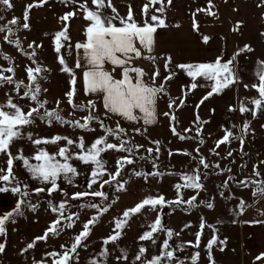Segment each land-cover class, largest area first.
Returning a JSON list of instances; mask_svg holds the SVG:
<instances>
[{
	"label": "rangeland",
	"instance_id": "rangeland-1",
	"mask_svg": "<svg viewBox=\"0 0 264 264\" xmlns=\"http://www.w3.org/2000/svg\"><path fill=\"white\" fill-rule=\"evenodd\" d=\"M11 2L12 8L0 4V16L3 17L0 26L18 18V23L11 25L15 29L13 34L0 31V70L13 68L14 73L4 71L3 75L12 76L14 83L0 85V103H6L11 97L25 112L30 107H37L35 101L23 97L26 90L23 85L17 93L15 82L30 84L26 69L40 66L47 69L40 74L39 79V100L47 101L40 115L44 111L56 109L65 119L84 123L88 111L74 109L68 103L66 93L72 89V76L69 72L62 71L64 66L59 63L58 57L63 55L67 66L74 70L76 76L73 103L86 105L89 100H93L96 103L94 114L99 116V120L89 122V127L84 129L55 120L49 124L47 118L41 119L40 115H34V122L21 129L23 138L15 140L11 146L13 155L18 150H22L27 157L34 156L38 148H44L49 153L58 150L55 144L34 145L28 135L33 139L60 135L77 142L83 137L85 144L90 146L95 139L107 134L106 128L115 129L119 124L125 131L119 132L117 129L119 135L108 134V140L117 144L126 141L125 147L133 148V153L122 150L102 153L107 162V172L100 179H110L107 173L116 171V162L121 157L131 156L134 163L124 166L117 179L120 183H127L125 190L117 191L116 182L105 185V190L100 188L99 183L89 188L95 165L72 159L69 162L76 167L78 174L71 176V183L61 177L57 181L59 189L49 192L50 183L33 178L23 167L22 161H15L13 171L22 191H27L28 196L23 198L26 203L21 205V214L14 215L6 222V233L0 235V244L4 245V251L0 252V264H53L57 257L48 254L62 253L65 248H70L75 236L83 230V225L96 216L99 217L97 222L90 225V234L73 254L75 259L71 264H145L146 260L160 254L166 239L172 249H179L172 264H177L178 260L183 264H241V228L256 220L253 215L255 209H259L264 216V191L237 186L248 178L264 182V110L256 111L255 115L239 111L241 101L259 97L257 89L252 85L259 83L258 72L261 62H264V0H211V11L215 15L207 12L209 0H171V4L168 0H162L155 5L149 4V0H112L120 16H126L131 6L133 16L141 26L146 18L142 11L146 4H149V22L151 15L164 19L165 27H176L181 23L189 25L195 21L198 29L196 38L192 39L188 35H185V39L177 38L176 29H172V39L166 46L177 63H212L217 58H221L222 62L233 60L236 82L205 100L203 98L211 90V81L198 77L195 81L197 88L191 89L192 77L187 75L186 70L177 67L180 64L172 66L168 63L165 68L164 58L149 54L155 57V60H149L146 58L149 55L144 53L147 51L141 50L142 56L134 61V66L144 69V80L150 85V78L158 69L160 75L156 77L155 85L163 84L165 89L157 97L156 121L151 124L144 123L142 119L129 121L118 114H106L103 93L86 94L83 78V73L87 70L86 61L80 59L81 67H75L77 59L83 56V49L77 50L75 45L86 41L85 30L89 24L79 8L83 0H47L42 6L33 7L28 13V29L22 27L26 6L38 3L39 0ZM88 5L90 8L94 7L92 0H88ZM160 7L164 8V12L156 10ZM197 9L205 11L197 12ZM73 11L77 13L76 16L67 22L61 21L62 16ZM107 14H112L110 9ZM65 23L68 24L70 39L62 41L65 47L61 49V53H57L54 36ZM114 23L119 26V21ZM5 36H9V39L5 40ZM205 36L209 37L206 43L203 39ZM17 40L24 50L31 53L24 54L13 42ZM182 40L188 45L183 47L185 42L180 45ZM68 45H71L70 49ZM245 46H249L251 51L246 50ZM137 47L140 48L138 44ZM242 49L244 50L241 51ZM33 52L35 55H32ZM112 67L111 64H105L108 71H112ZM119 73L120 69L117 68L113 74L120 78ZM170 74L171 79L165 80ZM172 101L176 103L170 108ZM247 106L254 108L250 103ZM136 114L140 115L138 111ZM172 115H175V120L171 119ZM100 121L104 122L105 127L100 126ZM246 123L247 131L242 132ZM226 131H231L233 136L229 142L217 147V142ZM240 137H243V143ZM155 141H159V144L154 143ZM65 144L66 141L59 142V146ZM68 148L73 152L80 151L75 145H68ZM148 149L153 151L149 153ZM7 159V155L0 154V168H7ZM201 159L209 165L208 168L203 167ZM31 162L36 163L35 160ZM256 171L261 175L256 176ZM137 172L142 175H136ZM197 172L203 187L181 188L179 192L184 201L196 197L191 205L185 202L158 205L155 209L146 207L127 218L122 229L115 228L116 220L125 219L122 215L125 210L147 197L163 195L166 201H176V185L184 184L185 174L195 175ZM37 188H45V191L37 193ZM90 191H104L107 199L92 196L71 198L74 193ZM19 199L20 195L11 191L0 193V214L14 209ZM61 202H65L64 217L70 216L71 219H61L57 234L49 233L46 240H36V237L43 236L50 225L60 218V211H53V207L58 208ZM241 202L245 205L243 210ZM92 204L102 207L110 204L111 207L101 214L97 208L89 207ZM209 204L212 207H208ZM158 216L165 231L154 234L155 243L151 240L141 241L139 237L150 231V225ZM167 230L174 233L171 239H168ZM115 231L120 232V237L106 244L105 240ZM197 235L198 247L195 246ZM213 237L217 242L209 250L207 245ZM246 238L247 243L249 235ZM32 243L34 247L28 248ZM141 247L147 251L140 260H136ZM105 250L106 255L102 256L101 252ZM197 253L198 258L193 260ZM162 264H168L167 260Z\"/></svg>",
	"mask_w": 264,
	"mask_h": 264
},
{
	"label": "snow or ice",
	"instance_id": "snow-or-ice-1",
	"mask_svg": "<svg viewBox=\"0 0 264 264\" xmlns=\"http://www.w3.org/2000/svg\"><path fill=\"white\" fill-rule=\"evenodd\" d=\"M46 2L47 0H39L38 3H33L26 6L23 16L25 22L22 25L24 29H28L30 27L29 23H27L29 19V11L33 7L42 6ZM66 2H68V0H66ZM71 2H75V0H71ZM158 2H162V0H149V4L151 5H155ZM168 3L171 4V0H168ZM0 4L6 6L7 8L13 7L11 0H0ZM149 4L144 5L142 9L146 18L143 20L141 26V24L138 23L134 18L131 6H129V11L126 16H120L116 7L113 5L112 0H92V5L94 7L91 8L88 5V0H83V2L79 4V8L84 13V19L89 22L85 30L86 41L83 43H77L75 45L77 50L83 49V56L77 59L75 67H81L80 59H84L87 65V70L83 73L86 94L103 93V107L106 110V114H118L129 121H137L142 119L146 124H151L156 121L157 97L165 90L163 84L159 86L155 85V79L160 75L158 69L153 72L150 78L152 80V84L150 85L144 80L146 75L144 69L134 66V61L141 58L142 56L141 48L151 53L154 44V34L157 31V28L166 26L165 20L156 15H151V22H149V19L147 18ZM209 5L210 7L207 9L208 14L215 15V13L211 11V0H209ZM109 9L111 10V15L107 14V10ZM156 10L161 13L164 12L163 7H160ZM201 11H205V9H197V12ZM76 15L77 13L74 11L68 12L60 19L63 22H67L70 20V18ZM193 15H195V13ZM2 19L3 17L0 16V20ZM114 21H119V26L114 23ZM17 23L18 18H14L9 22V24L0 26V31H7L9 35H11L15 31L11 25H16ZM193 26L194 28L197 27L195 21ZM4 39L8 40L9 36H5ZM69 39L68 24L65 23L64 27L55 33V51L57 53H61V49L65 47L62 41H68ZM203 39L206 43L209 37L205 36ZM15 43L19 44V41L17 40ZM137 44H139L141 47L138 48ZM29 47H32V45H29ZM68 47L70 49L71 45H68ZM245 49L251 51L249 46H245ZM243 50L244 49L241 51ZM32 55H35V52H33ZM146 58L149 60H155V57L151 55L147 56ZM5 59L10 58L5 57ZM58 59L59 63L64 66L62 71L69 72V74L72 76L70 81L72 84V89L66 93L68 103L72 105L74 109L78 108L80 110H87L89 114L84 117V123H81L80 120H67L60 114L59 110L56 109L44 111L43 114L40 115L41 109L44 107L47 101L39 100V94L41 92L39 79L41 78L40 74L47 71V69H43L40 66L35 68L28 67L26 71L31 83L25 85L23 81L15 82V90L17 93H19L20 88L23 85L26 89L23 92V97H27L31 101H35L38 106L30 107L29 110L25 112L21 106L13 102L11 97L7 99L6 103H0V154H5L8 157L6 161L7 168H0V182H2V185H0V193L11 191L12 193L19 194L21 197V199L17 201L14 209L0 214V235L6 233V222L13 218L14 215L21 214V205L26 203L25 199L23 198L28 196L27 191H22L20 182L13 171L15 161H22L23 167H25V169L31 174L33 178L50 183L51 187L48 189L49 192H55L59 189L57 181L61 177L71 183V176L78 174L76 167H74L73 164L69 162L72 159H78L85 164L95 165V168L91 173L92 178L89 188H92L93 185L99 183L100 188L103 189L105 185L116 182L117 191L125 190V184L127 183V181L120 183L117 179L121 175L124 166L134 163V160L131 158V156L121 157L116 162V171L114 173H107L110 179H100L107 172L105 167L107 162L103 159L101 155L102 153H106L109 150H122L133 153V148L125 147L126 141H121L119 144H117L111 143L108 140V134L118 136L119 132L125 131V129L120 127L119 124L116 125L115 129L106 128L107 134L95 139V141L92 142L90 146L85 144L83 137L79 138V142H77L69 139L68 137L60 135H55L51 138L36 139H33L31 135H28V139L31 140L34 145L39 146L42 144H55L58 146V150L55 153H49L44 148H38L35 155L32 157L24 156L22 150H18V153L15 156L13 155L10 150L11 146L15 140L23 138L24 134L21 129L24 126L30 125L34 122V115H40L41 119L47 118V122L49 124L55 120L61 123L72 124L76 127L84 129L89 127V122L93 120H99V116L94 114L96 109L95 101L89 100L86 105L73 103V97L76 94L75 72L73 69L67 66L65 57L63 55H60ZM170 62L171 57H168L165 68L168 67V63ZM106 63L113 66L112 71L105 69ZM232 65L233 60L222 62L221 58H217L212 63L180 64L177 65V67L186 70L187 75L192 77L193 83L190 86L191 89L197 88L198 85L195 81L198 77L212 82L211 90L203 98L206 100L214 93L218 94L236 82ZM117 68L120 69V78H116V76L113 74ZM4 71L14 73V69L11 67L0 70V85L4 83H14L12 76L3 75ZM258 76L259 83L252 85V87L257 89L259 97L253 98L251 101H241V105L239 107V111L241 113L252 112L253 115H255L256 111L264 110V62H261ZM169 79H171V74L165 77V80ZM44 91L47 90L45 89ZM174 103L176 102L172 101L169 104V107L171 108ZM182 103L183 101H181V105ZM201 103H203V100ZM249 103L253 105L254 108H249L247 106ZM57 104L59 105V101H57ZM137 111L140 113V115L136 114ZM164 115L168 116L169 113H164ZM171 119L175 120V115H172ZM100 126L105 127L103 121H100ZM247 128L248 125L246 123L241 131L246 132ZM117 129L119 132H117ZM137 131H139V129H137ZM173 131L175 132V128H173ZM232 136L233 133L231 131H226V134L217 142V147H219L220 144L229 142V139ZM62 140L66 141V144L64 146H59V142ZM240 140L241 143H243V137H240ZM154 143L158 145L159 141H155ZM68 145H75V147L80 151L73 152L68 148ZM148 151L151 153L153 150L148 149ZM156 151H159L158 147ZM229 155H231V153H229ZM32 160H35L36 163H32ZM200 163L204 168L209 167V165L203 159H201ZM135 174L142 175V173L139 172ZM149 175H151V173ZM255 175L259 176L261 174L260 172L256 171ZM183 179L185 181L184 184L176 185L178 192V198L176 201H166L163 195H159L157 197H147L141 202L137 203L134 207L125 210L122 214L125 219L116 220L115 228L122 229L127 223V218H129L131 215L140 213L146 207L155 209L158 205L185 202L191 205L196 197L193 196L191 199L184 201L182 197L179 196V192L181 188H202L203 185L199 182L200 174L199 172H197L195 175L185 174ZM229 179H231V177H229ZM258 183L264 185V182ZM24 187L26 188L27 185H24ZM258 190L264 191V187H261ZM35 191L37 193L43 192L45 191V188H37ZM65 195H67V193H65ZM87 196L107 199V195L104 191L77 192L74 193L71 198L80 199ZM32 207L35 206L33 205ZM89 207L97 208L102 214L103 212H107L111 205L109 204L102 207L98 204H92L89 205ZM208 207H212V205L209 204ZM244 207V203L241 202V210H243ZM64 208L65 202H61L58 208L53 207V211H60V218L55 220L50 225L43 236L36 237V240H46L49 233L57 234L61 224V219H71L70 216L64 217ZM98 218V216L93 217L83 225V230L77 236H75L74 242L71 244L70 248H65V246L62 245L61 247L65 248L62 253L48 254L49 256L57 257V259L53 261V264H71V262L75 259L73 254L77 252V249L82 246V241L85 240L90 234V225H94ZM201 227L203 228L204 225L202 224ZM160 231H165V227L161 222V218L158 216L157 219L150 225V231L143 233L139 239L141 241L151 240L153 243H155L154 234ZM173 235L174 233L171 230H167L168 239H171ZM119 237L120 232L115 231L113 235L109 236L105 240V243L107 244L108 242H114ZM216 242L217 241L215 237L209 240L207 245L208 249L211 250L212 246L216 244ZM195 246H199V235H197V242ZM32 247H34V243L28 245V248ZM178 250L179 249H172L168 240L166 239L163 242L162 251L160 254L152 257L150 260H146L145 264H162L164 260H167L168 264H172L173 259L176 258L175 253ZM3 251L4 245L0 244V252ZM106 251L107 250L101 252V255H106ZM146 251V248L141 247L139 249V255L136 256V260H140ZM198 256L199 254L197 253L193 257V260L197 259ZM124 258L126 259V255ZM262 258H264V254H261V256L257 257V259ZM93 264H96V262H93ZM177 264H183V262L178 260Z\"/></svg>",
	"mask_w": 264,
	"mask_h": 264
},
{
	"label": "crops",
	"instance_id": "crops-1",
	"mask_svg": "<svg viewBox=\"0 0 264 264\" xmlns=\"http://www.w3.org/2000/svg\"><path fill=\"white\" fill-rule=\"evenodd\" d=\"M181 24L182 25L176 27L167 26L164 28H160V30H157L154 34V44L152 47V52L151 53L144 52L145 50L143 51L142 48L141 50L144 53H147L148 55L154 54L157 56H161L166 60V62H167V58L171 57L170 64L172 66H176L177 64H180L172 59L173 58L172 52L166 46L167 44H170V40L172 39L171 38L172 31L176 29L175 32L177 33V38L181 37L183 39H185V35H188L192 39L196 38V32L198 31L197 27L194 28L193 26L194 23H189V25H184L183 23ZM179 44L180 45L184 44L183 47L188 45V43L185 40H182ZM138 46L141 47L139 44ZM258 211H259L258 215H255L253 213L256 220L244 224L241 228L240 242L243 247L241 264H262V263L264 264L263 262L264 258L257 259V257L261 256V254H264V216L262 215V212L259 209ZM247 235H249V239L246 243Z\"/></svg>",
	"mask_w": 264,
	"mask_h": 264
},
{
	"label": "trees",
	"instance_id": "trees-1",
	"mask_svg": "<svg viewBox=\"0 0 264 264\" xmlns=\"http://www.w3.org/2000/svg\"><path fill=\"white\" fill-rule=\"evenodd\" d=\"M14 43H15V41H13ZM16 45H18V47L20 48V49H22V51H23V53L24 54H29V53H31L30 51H28V50H24L22 47H21V45L20 44H17V43H15ZM237 186H249V187H252V188H254V189H258V188H261L263 185L262 184H260V183H258V181H257V178L256 179H254V178H248V179H245V180H242V182L241 183H239ZM106 188L104 187L103 188V190H105Z\"/></svg>",
	"mask_w": 264,
	"mask_h": 264
},
{
	"label": "built area",
	"instance_id": "built-area-1",
	"mask_svg": "<svg viewBox=\"0 0 264 264\" xmlns=\"http://www.w3.org/2000/svg\"><path fill=\"white\" fill-rule=\"evenodd\" d=\"M254 214H255V215H258V214H259V211L255 210V211H254Z\"/></svg>",
	"mask_w": 264,
	"mask_h": 264
}]
</instances>
